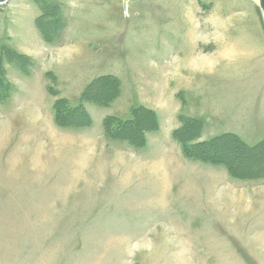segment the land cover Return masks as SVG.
Segmentation results:
<instances>
[{
  "label": "rangeland",
  "instance_id": "374dc122",
  "mask_svg": "<svg viewBox=\"0 0 264 264\" xmlns=\"http://www.w3.org/2000/svg\"><path fill=\"white\" fill-rule=\"evenodd\" d=\"M43 6L57 15L46 17ZM196 47L202 58L193 64ZM6 49L31 61L29 75L3 60ZM263 62L255 0L0 5V64L14 88L0 100V264H264V179L235 180L186 157L174 139L173 148L161 143L171 124L181 126L164 113L176 106L178 118L202 122L198 142L228 133L251 146L262 141ZM98 75L120 82L109 107L83 103ZM1 77L0 99L10 96ZM208 97L220 100L212 113ZM61 100L62 112L83 106L100 130L107 117L129 120L133 109H149L160 138L150 132L134 149L105 136L106 149L86 161L91 131L56 123ZM237 166L264 169V153Z\"/></svg>",
  "mask_w": 264,
  "mask_h": 264
},
{
  "label": "trees",
  "instance_id": "16d2710c",
  "mask_svg": "<svg viewBox=\"0 0 264 264\" xmlns=\"http://www.w3.org/2000/svg\"><path fill=\"white\" fill-rule=\"evenodd\" d=\"M45 5V4H42ZM44 8V9H43ZM42 10L46 17H52L56 14L55 9L43 6ZM40 30V29H39ZM41 34L45 42L50 43L48 31L41 27ZM48 36V37H47ZM2 50L5 47H1ZM4 52V53H3ZM4 57L12 62L11 64L24 75H29L32 68L31 61L24 55L16 54L9 50L3 51ZM6 69L0 64V79L3 74L4 84L8 88L10 96L3 97L0 100H9L14 94V88L6 80ZM2 83V81H1ZM4 88V93L8 94ZM120 92V82L113 75H104L91 81L82 95L83 103H91L100 107H109L118 97ZM2 101V102H3ZM66 102L61 100L55 102L53 109L56 123L65 128L80 129L90 127L93 124L90 114L86 108L80 106L73 107L62 112ZM181 126L173 131V139L183 148V153L189 159L225 168L229 176L235 180H260L264 179V169L251 168V171L238 167L248 159L259 156L264 153V139L255 145H248L235 134H223L204 142H198L203 130V124L200 120L194 118L179 117ZM105 136L113 142L127 143L134 149H142L146 146L147 134L155 132L159 128V121L156 113L145 108H135L132 110V118L122 120L118 117H107L104 120ZM245 157L240 158V157ZM238 158V159H237ZM261 158V157H260ZM241 159V160H240ZM262 160V159H261ZM243 161V162H242ZM246 171V172H245Z\"/></svg>",
  "mask_w": 264,
  "mask_h": 264
},
{
  "label": "crops",
  "instance_id": "0c3cea01",
  "mask_svg": "<svg viewBox=\"0 0 264 264\" xmlns=\"http://www.w3.org/2000/svg\"><path fill=\"white\" fill-rule=\"evenodd\" d=\"M197 44H199V46H201V45H203L202 44V42H198ZM200 50H202L200 47H196L195 49H194V52H196L195 54H194V52H192V55H193V60H192V62H194V60H197V57H200L199 59L201 60V52H199ZM199 52V54H197ZM205 53V52H204ZM197 54V55H196ZM222 55V54H221ZM218 58V57H217ZM198 59V60H199ZM204 59H207V60H210L211 62H213L214 60H213V58H211V59H208L207 57H205ZM198 62V61H197ZM197 62H194L193 64H195V63H197ZM214 63V62H213ZM218 65V64H217ZM217 65L214 63V65H213V67H214V69H213V72H214V70L216 69L217 70ZM193 66V65H192ZM262 67H264V62L262 63ZM249 70H247V72H248ZM192 72V71H191ZM211 73V74H206V75H213V74H215V73ZM256 72V71H255ZM262 73V75H261V80H264V71L263 70H261V71H259V72H257L256 73V76L257 75H259V73ZM195 74V75H202V73H195V72H192V74ZM98 76H101V75H98ZM98 76H96V77H98ZM103 76V75H102ZM96 77H94V78H96ZM261 98V97H260ZM222 99H224V98H222ZM213 100H217V101H220L219 99H212L211 97H208L207 99H206V101L205 102H207L208 101V103L206 104V106H205V108H206V110L208 109V111H210V113H212V111L214 110V108L215 107H217L218 106V103H215V104H212V101ZM225 100V99H224ZM258 100V102H260L261 101V103H263L264 104V99H257ZM202 103H204L203 101L201 102V104ZM177 108H174V112H172L171 113V115H167V112H164L165 113V115H166V120L168 121L169 119H170V121H168V123H171V122H173V120H175L174 121V123L176 124V123H178V121L177 120H179V118H178V115L181 113V110H182V108H181V106H176ZM208 107V108H207ZM171 116H172V119H171ZM264 116V115H263ZM179 125H180V123H178V125L176 126V125H173V124H171V126H172V130H175L176 128H178L179 127ZM175 128V129H174ZM85 129H89L91 132H88L87 134H85V160L87 161L88 160V157L90 156V155H93V156H97V155H99L101 152H100V148L101 147H104L105 149H106V144H105V142H107V140L105 139V133H104V128L102 129V130H100V129H94V127H93V125L91 126V127H87V128H85ZM160 132V131H159ZM155 134H156V138H158L157 139V141L159 140V138L160 137H158L157 136V134H159V133H157V132H155ZM149 136H150V134H148V139H149ZM171 141H173L175 144H176V142L173 140V138H172V133H170V135H168V138L166 137V138H161V143L162 142H164V143H169V145L168 146H171L172 148H173V145H172V143L173 142H171ZM121 146H122V144H120ZM127 146V145H126ZM167 145H165V147H166ZM121 149V147H119V149L118 150H120ZM162 161H163V159H162ZM164 163V162H163ZM199 164V163H198ZM87 167V166H86ZM218 170V169H217ZM166 178V177H165Z\"/></svg>",
  "mask_w": 264,
  "mask_h": 264
},
{
  "label": "water",
  "instance_id": "95a60500",
  "mask_svg": "<svg viewBox=\"0 0 264 264\" xmlns=\"http://www.w3.org/2000/svg\"><path fill=\"white\" fill-rule=\"evenodd\" d=\"M12 0H0V5H5L9 3ZM259 7L262 11L263 17H264V0H259Z\"/></svg>",
  "mask_w": 264,
  "mask_h": 264
},
{
  "label": "bare ground",
  "instance_id": "6f19581e",
  "mask_svg": "<svg viewBox=\"0 0 264 264\" xmlns=\"http://www.w3.org/2000/svg\"><path fill=\"white\" fill-rule=\"evenodd\" d=\"M256 2H259V0H255ZM242 158V157H241ZM245 158V157H244ZM241 160V159H240ZM243 162V161H242ZM247 163V160H246ZM159 166V165H158ZM157 166V169H159V167ZM246 172V171H245Z\"/></svg>",
  "mask_w": 264,
  "mask_h": 264
}]
</instances>
